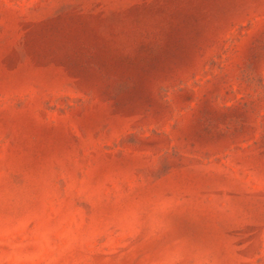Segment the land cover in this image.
<instances>
[{"label":"rangeland","instance_id":"1","mask_svg":"<svg viewBox=\"0 0 264 264\" xmlns=\"http://www.w3.org/2000/svg\"><path fill=\"white\" fill-rule=\"evenodd\" d=\"M0 264H264V0H0Z\"/></svg>","mask_w":264,"mask_h":264}]
</instances>
